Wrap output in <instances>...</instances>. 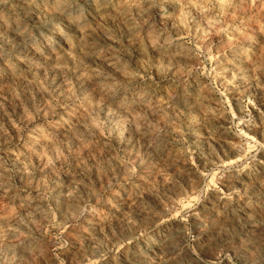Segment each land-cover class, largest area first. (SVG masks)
Here are the masks:
<instances>
[{
	"label": "rangeland",
	"instance_id": "374dc122",
	"mask_svg": "<svg viewBox=\"0 0 264 264\" xmlns=\"http://www.w3.org/2000/svg\"><path fill=\"white\" fill-rule=\"evenodd\" d=\"M0 264H264V0H0Z\"/></svg>",
	"mask_w": 264,
	"mask_h": 264
},
{
	"label": "bare ground",
	"instance_id": "6f19581e",
	"mask_svg": "<svg viewBox=\"0 0 264 264\" xmlns=\"http://www.w3.org/2000/svg\"><path fill=\"white\" fill-rule=\"evenodd\" d=\"M163 231V230H162ZM166 231H168V230H166ZM170 232V231H169ZM167 234V233H166ZM162 235V234H161ZM171 235L172 234H169L167 237H164V241H168L169 239H170V237H171ZM163 238V237H162ZM160 239V238H159ZM153 240H154V238H153ZM163 240V239H162ZM150 244H153V243H149L148 245H146V246H149ZM164 244V243H163ZM149 247H154V246H149ZM155 248V247H154Z\"/></svg>",
	"mask_w": 264,
	"mask_h": 264
}]
</instances>
